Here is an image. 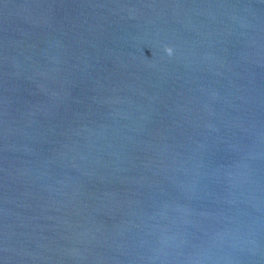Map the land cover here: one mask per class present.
Wrapping results in <instances>:
<instances>
[{
    "label": "water",
    "instance_id": "water-1",
    "mask_svg": "<svg viewBox=\"0 0 264 264\" xmlns=\"http://www.w3.org/2000/svg\"><path fill=\"white\" fill-rule=\"evenodd\" d=\"M0 264H264V0H0Z\"/></svg>",
    "mask_w": 264,
    "mask_h": 264
}]
</instances>
